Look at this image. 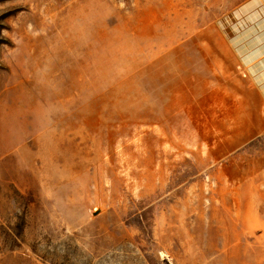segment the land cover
I'll use <instances>...</instances> for the list:
<instances>
[{
	"label": "rangeland",
	"instance_id": "374dc122",
	"mask_svg": "<svg viewBox=\"0 0 264 264\" xmlns=\"http://www.w3.org/2000/svg\"><path fill=\"white\" fill-rule=\"evenodd\" d=\"M241 1L0 0V264H264Z\"/></svg>",
	"mask_w": 264,
	"mask_h": 264
},
{
	"label": "crops",
	"instance_id": "0c3cea01",
	"mask_svg": "<svg viewBox=\"0 0 264 264\" xmlns=\"http://www.w3.org/2000/svg\"><path fill=\"white\" fill-rule=\"evenodd\" d=\"M237 5L242 6L238 16L246 17L242 29L248 31L245 42H239L238 39L234 42L242 58L241 68L254 75L259 74L260 78L256 77L255 82L261 86L264 94V0H242ZM241 21H237L238 26H243Z\"/></svg>",
	"mask_w": 264,
	"mask_h": 264
}]
</instances>
